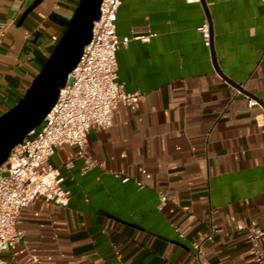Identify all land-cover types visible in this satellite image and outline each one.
Masks as SVG:
<instances>
[{
	"label": "crops",
	"instance_id": "0c3cea01",
	"mask_svg": "<svg viewBox=\"0 0 264 264\" xmlns=\"http://www.w3.org/2000/svg\"><path fill=\"white\" fill-rule=\"evenodd\" d=\"M33 1L0 0V24L11 21L0 38V114L23 95L78 3L42 0L18 24ZM116 35L129 38L116 53L117 81L140 100L90 129L84 155L94 166L85 173L76 147L54 149L48 165L60 169L69 203L33 199L20 212L23 238L3 258L199 264L201 241L208 263L254 264L245 229L264 227V0H123ZM214 224L220 231L205 239Z\"/></svg>",
	"mask_w": 264,
	"mask_h": 264
},
{
	"label": "built area",
	"instance_id": "2783aa9c",
	"mask_svg": "<svg viewBox=\"0 0 264 264\" xmlns=\"http://www.w3.org/2000/svg\"><path fill=\"white\" fill-rule=\"evenodd\" d=\"M122 2L101 0L99 17L92 24L91 39L69 72L67 82L59 88L55 104L41 124L15 145L0 165V264H7L3 252L23 238V230L19 228L20 212L33 199L42 197L61 207L69 203V192L63 187L64 177L60 169L48 165L54 149L61 145L76 147L78 155L83 157L82 171L85 173L94 166V162L84 155L90 129L112 125L120 103L132 104L141 98V93L126 92L117 81L116 53L120 45L129 40L128 37L119 39L116 35L117 11ZM10 22L0 24V38ZM199 29L204 45L209 47V23L205 22ZM134 38L146 41L148 36ZM51 40L57 43L59 36L52 35ZM248 103L254 105L256 102L250 99ZM126 180L128 177L122 178V181ZM165 199L164 194L159 195L161 202ZM174 231L180 238L184 237L178 227ZM218 231L217 225H211L205 239H211V234ZM245 238L254 264H264V227H247ZM193 247L199 264H215L205 261L201 241L194 243Z\"/></svg>",
	"mask_w": 264,
	"mask_h": 264
},
{
	"label": "water",
	"instance_id": "95a60500",
	"mask_svg": "<svg viewBox=\"0 0 264 264\" xmlns=\"http://www.w3.org/2000/svg\"><path fill=\"white\" fill-rule=\"evenodd\" d=\"M42 0H34L22 13L18 24ZM203 2V0H201ZM101 0H78L58 42L23 95L8 110L0 114V165L26 134L39 126L56 102L59 88L64 86L75 67L84 46L91 39L94 20L99 17ZM210 49L213 55L211 26Z\"/></svg>",
	"mask_w": 264,
	"mask_h": 264
}]
</instances>
